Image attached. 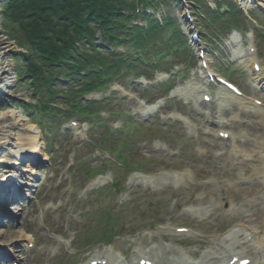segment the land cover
<instances>
[{
    "label": "rangeland",
    "instance_id": "374dc122",
    "mask_svg": "<svg viewBox=\"0 0 264 264\" xmlns=\"http://www.w3.org/2000/svg\"><path fill=\"white\" fill-rule=\"evenodd\" d=\"M3 1L6 2L7 0H0V35L11 49L4 57L9 62L8 72L5 75L9 82H7L6 87H3L5 88L3 90L9 93V96L4 95L2 97L7 102L0 105V115L13 111L20 113L28 119L31 125L38 128V125L32 121V117L25 116L26 109L34 105L35 101L28 89L30 85L23 83L19 78L17 58H20V53H23V50L15 46L14 40L9 38L6 32L1 17V13L4 11ZM257 45L260 50V59L264 64V46L261 44L259 34ZM204 46L210 53L211 65L217 67L218 70L219 67L215 62L227 67L229 61L233 60V51L229 50V44L221 51L214 50L211 45ZM237 68L235 71L229 69L230 73L235 75L233 80L239 84L244 92L248 94L256 93L255 95L258 98H264V91L257 90L248 77L243 75L242 71L239 72ZM2 72L3 70L0 71V73ZM192 78L193 75L189 80ZM119 102L121 104L118 110L132 118L135 123L134 128L129 130V133L124 134L125 136L129 134L128 137L130 138L126 141L123 140L124 144L130 146L125 154L127 156L126 162L132 167V170L124 172V170H118L115 166L111 167L107 163L98 161L99 155L94 156L91 150H84L81 146L83 137H69L67 141L71 143L70 147L73 155H70L71 151L61 149L57 155L51 157L52 166L50 162L46 163V160L44 161L43 153H39L36 157L38 161L44 162L45 165L42 169L36 170V174H34L36 180L33 183L32 192L28 193L26 188L22 192L25 191L23 193L26 199L34 198L37 195L42 203L35 207L30 202L29 208L25 205V202L21 206L10 205V208L18 207L19 211L15 212L16 220L4 229L7 233L0 240V245L1 247L4 245L10 246L11 244L8 243L10 240L18 243L16 248L6 247L14 258L10 259V263L3 262L2 264H13V262L19 264H57L58 261H62V264H65L66 261V264L70 261L73 264H84L87 259L97 257L99 252L104 249L103 241L112 238L109 236L101 239V237L94 236L96 230L101 229L108 219L111 220L114 227H117L118 231L115 233L125 235L142 229L144 225H153L152 223L156 221L165 223L168 220L167 218L173 217L174 220H179V225L189 222L190 227L202 232L204 237L201 244L207 242L209 248H216V243L212 242V239L221 244L222 240H217L215 238L216 234L224 233L229 225L233 226L237 223L246 222L253 225L254 228L264 231V185L259 182L249 185L244 180V177L248 176L250 172L260 171L264 168V162H262L257 143L259 141L264 142V125L257 118L249 117L247 113H243L242 121H249L250 123L246 125H235L234 123L232 125V128H236L239 132H248L253 139L251 143H246L243 146L252 159L247 161L246 158H238L231 154L230 147L232 144L228 146L216 140L215 137L208 135V124L193 104L186 106L184 103L175 102L166 108L169 111L185 112L191 116L195 123L189 130L177 125L170 127L172 125H168V123L166 125V122L160 124L150 118L138 116L137 102L128 97H126V100H119ZM163 113H165V110ZM225 113L227 118L233 120L241 111L230 106ZM14 121L17 120L14 119ZM110 123V127L115 125L119 129L123 123L122 115L117 114ZM142 130L146 132L144 133ZM103 131L105 129H102L96 135V140H99L102 134H107ZM31 135L38 136L37 130L31 131ZM42 140L44 142L43 146L49 153V144L52 146L53 142L49 141L46 136H42ZM159 140L167 145H163L160 152L155 149V145L152 146L154 142L158 144L157 141ZM172 152L177 155L172 156ZM75 155L78 163L80 162L85 169V173L78 175L76 178V183L80 189L72 187L71 182L74 179V174L72 172L69 174L66 169L68 159L74 158ZM3 157L4 154L0 151V167L4 164ZM29 169L31 167L28 161L22 163L17 169L18 173L24 177L23 182L25 183L33 175L29 172L21 173ZM173 169L181 172L190 169L193 172V179H186L185 185L180 188V191H175V189L166 186H162L157 192L143 188H133L127 179L129 174L133 172L155 173L160 170ZM50 172H54V178H50ZM110 172L123 176L120 194L114 193L110 189L102 193L100 198H96L91 193L83 191L85 185L93 180L96 175L109 174ZM39 180L41 183H38ZM126 180H128L127 183ZM17 187L21 188L20 185H17ZM35 191H37V194H34ZM124 194L129 195L130 202L129 200L125 201ZM177 199L179 201L178 209L180 206L201 208L202 213L198 216H190L186 212L187 208L179 214L177 210L172 212V202ZM120 200L121 204H132L131 210L119 205ZM212 202L223 204L226 209L236 207L237 211L231 216H227L222 211L212 218H205V210ZM47 203L53 205L52 210L48 206L46 207ZM250 203H254L255 206H250ZM107 212L111 214L103 215ZM117 217L121 221H117V225H115ZM81 220L84 222L83 225H80ZM78 231H81L82 237L83 233L88 234L93 241L84 245L79 239L70 248H65L56 240V236H63L72 242L73 237L71 236ZM28 240H34L36 247L29 251L26 250L25 254L21 253ZM133 241L136 243H118L120 251L128 257L133 256L140 249L149 248V243L143 245L140 237ZM161 243L159 242V246H161ZM187 244H191V242ZM72 248L82 250L74 259L69 257V255L73 256L70 253ZM199 248H203V245H195L189 248L187 252L197 251ZM2 251L5 252V250ZM185 258L189 259L190 257L187 255Z\"/></svg>",
    "mask_w": 264,
    "mask_h": 264
},
{
    "label": "trees",
    "instance_id": "16d2710c",
    "mask_svg": "<svg viewBox=\"0 0 264 264\" xmlns=\"http://www.w3.org/2000/svg\"><path fill=\"white\" fill-rule=\"evenodd\" d=\"M196 10L201 11L200 17H205L204 25L211 32H216L226 21L239 19L240 13L232 10L230 14L220 15L219 11L212 12L201 0H191ZM128 2L126 0H9L4 4L3 24L6 32L12 40L28 50L22 64H19L18 74L21 81H26V76L31 78L35 85L34 93L46 97L58 93L60 87L53 81L55 75L77 76V72L86 70L94 64L106 66L105 76L117 77L122 73L135 74L138 69L146 64L150 70L154 66L159 67L160 61L167 53L179 56L180 35L172 21L165 24L164 28L157 23H151L148 33L136 30L130 34L131 44L141 52L150 48L153 50L145 55L155 54L156 61L143 62L142 59L129 62L122 58L112 57L106 52L95 49L92 33L94 28L100 29L106 43L113 44L117 37L112 32V23L116 22L113 13L122 9ZM94 21H97L95 23ZM82 26V27H80ZM123 34V29L119 28ZM172 33V34H171ZM168 34H171V36ZM90 52L87 60L78 58L79 50ZM47 56L50 62L42 59ZM57 64L60 69H55ZM22 65V66H21ZM102 80L96 78L88 88H82L80 92H86L99 87ZM71 94L78 91L69 87ZM47 97V98H48ZM48 98V99H49ZM45 106V105H43ZM109 103L100 106H82L75 111L86 112L92 115L94 112L104 109ZM37 106L39 115H44L43 122L50 108ZM34 113V112H33ZM34 115V114H33ZM37 117L34 119L36 121ZM40 121V122H42Z\"/></svg>",
    "mask_w": 264,
    "mask_h": 264
},
{
    "label": "bare ground",
    "instance_id": "6f19581e",
    "mask_svg": "<svg viewBox=\"0 0 264 264\" xmlns=\"http://www.w3.org/2000/svg\"><path fill=\"white\" fill-rule=\"evenodd\" d=\"M1 32V31H0ZM9 44L1 37L0 35V71L3 70L2 73H0V98L4 97V95H8L6 91H4L3 87L7 86L8 79L5 76L8 72L7 68L9 67V62L4 58L7 53L10 51ZM242 53V52H240ZM238 53L237 55H239ZM6 68V69H3ZM6 77V78H5ZM4 83V84H3ZM225 96L236 101L239 104H244L247 107H244V109L250 110V111H257L258 113H261L260 109L252 108L248 105V103L243 102V100H240L239 98H235L230 95V93L225 92ZM17 120L14 121L13 120ZM37 130V135H31V131ZM43 140L41 138V135L39 133V130L31 125L27 118H25L20 113L16 112H10L5 115H0V151L4 154V164L2 167H0V194L4 195V192L7 191V195L5 198L9 199H15L18 196V192L16 188L12 186V188H9L8 190L3 191L6 189L12 182L17 181L16 183L20 185V187L26 188L28 192H30L34 186L33 183L35 182L36 178L34 174H36L35 168H31L29 170L23 171L21 174L29 172L32 177L28 179L27 183L23 182L24 177H22L18 173V167L22 165V163L25 161L28 162H34L37 159V155L39 153H43L44 155V161L48 160L47 155L45 152V147L43 146ZM3 189V190H2ZM15 189V190H14ZM15 212L19 211L18 207L12 208ZM7 232L2 230L0 231V240L3 238V236ZM9 245L11 244L12 247L16 248L17 242L14 240L8 241ZM4 247V246H3ZM6 247V246H5ZM1 249V248H0ZM221 253H216L219 255L217 257V263H225L229 262L230 257L237 253L240 257H246L247 254L242 251L236 250L234 246L220 247ZM163 253L164 251L161 250ZM166 253L164 252V256ZM209 255H212L211 253L207 254L201 264H206V259ZM260 255V254H257ZM151 257V256H150ZM264 259H260L258 261L256 258L253 260L252 264H260ZM156 264H162V262H157ZM167 264H177L173 261H167ZM185 264H188L185 262ZM213 264V263H208Z\"/></svg>",
    "mask_w": 264,
    "mask_h": 264
}]
</instances>
